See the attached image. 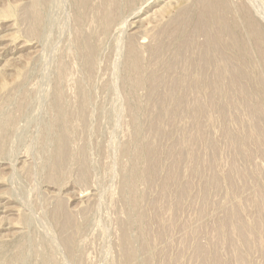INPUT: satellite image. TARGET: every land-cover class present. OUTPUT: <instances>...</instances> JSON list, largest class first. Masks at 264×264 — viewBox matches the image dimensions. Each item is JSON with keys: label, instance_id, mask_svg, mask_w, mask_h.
I'll use <instances>...</instances> for the list:
<instances>
[{"label": "rangeland", "instance_id": "1", "mask_svg": "<svg viewBox=\"0 0 264 264\" xmlns=\"http://www.w3.org/2000/svg\"><path fill=\"white\" fill-rule=\"evenodd\" d=\"M217 1L0 0V264H264V0Z\"/></svg>", "mask_w": 264, "mask_h": 264}, {"label": "bare ground", "instance_id": "2", "mask_svg": "<svg viewBox=\"0 0 264 264\" xmlns=\"http://www.w3.org/2000/svg\"><path fill=\"white\" fill-rule=\"evenodd\" d=\"M204 1H205V0H204ZM219 1H221V0H218L217 2L219 3ZM206 2H208V1H206ZM206 2H205V3H206ZM220 3H221V2H220ZM78 4H79V3H78ZM208 8H209V7H208ZM210 8H211V7H210ZM210 10H211V11H210ZM208 11L212 12V13L209 12V13L212 14V15L215 14L213 9H208ZM205 13H206V11H205ZM206 14H207V13H206ZM210 14H209V16H210ZM235 14H236V13H235ZM36 15H37V14H36ZM212 15H211V16H212ZM225 15H226V14H225ZM85 17H86V16H85ZM79 20H82V19H79ZM251 22H252V21H251ZM247 23H248V22H247ZM253 24H254V23H253ZM85 25H86V24H85ZM219 27H220V26H219ZM255 27H256V26H255ZM256 29H257V28H256ZM257 31H258V30H257ZM255 32H256V30H255ZM252 33H254V32H252ZM258 33H259V34H258ZM258 33H257L258 35L255 34L256 37H254V38L257 39L259 36H262V35H263L262 33H261L262 35H260V32H258ZM252 37H253V35H252ZM259 38H261V37H259ZM262 38H263L262 40H264V37H263V36H262ZM257 40H258V39H257ZM238 42H239V41H238ZM258 42H259V40H258ZM263 42H264V41H263ZM262 45H264V44H262ZM87 57H88V56H87ZM135 65H136V64H135ZM217 76H218V75H217ZM151 110H152V109H151Z\"/></svg>", "mask_w": 264, "mask_h": 264}]
</instances>
